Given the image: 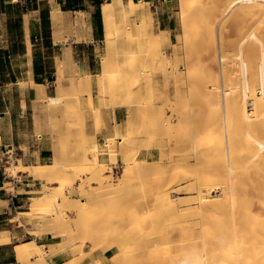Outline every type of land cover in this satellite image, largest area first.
I'll return each mask as SVG.
<instances>
[{"label": "rangeland", "instance_id": "1", "mask_svg": "<svg viewBox=\"0 0 264 264\" xmlns=\"http://www.w3.org/2000/svg\"><path fill=\"white\" fill-rule=\"evenodd\" d=\"M150 1L154 2L153 7L150 9L145 6L146 8L144 7V10L141 9L137 14L133 15L130 18V25L128 26V28H125L121 31V34L119 35L120 37L118 36L119 39L117 38L116 42L111 47L109 45L107 46L106 44V33L103 40L95 42V44L93 45L90 43L91 46H89L87 43V31L90 28V14L88 11L92 9L95 10L96 8L92 7L89 1H86V10H84L85 12H66V21L60 29L61 37L59 40H57L59 44L56 50L50 51L48 48H45L47 43L42 44L38 43L37 41L31 42L32 53L34 51L35 55L38 56L36 57L37 62L44 60L42 58L43 55L47 57L45 59V63L47 65L48 72L42 75H33L34 79L39 82L40 85L36 83L34 84L30 80V77L27 73L26 53L21 56L17 55L16 58L12 60L11 64L9 60L10 58L6 59V56L4 55V49L0 48V101L3 103L7 101L10 106L9 110L14 117L16 134L19 138H21L22 141L27 142L30 140L31 143L34 141V138L42 137V140H44L42 142V145L51 147L50 158L46 159L43 162H53V153L57 148L58 151L63 153L65 159V163L62 167V171L64 173L61 174L62 176H64L66 172L69 176L67 180L65 179L61 181L60 179H58L52 182V180L48 178H34V176L29 174L27 171H17L16 174L10 175V173L12 172L7 171V167L12 166V168H14L15 164L25 165L26 163L21 156V149L14 147L9 152V154L4 155V159L2 161L3 166L2 169H0V173L3 174L2 171L6 170V173L4 174H8L9 177H1L4 178L5 184H3L4 187L0 189V203L4 204V206L0 209V231L5 232L9 236L8 240L5 243L0 244V264H2L6 256H10V254H13L15 252V262L13 264H20L17 246L30 245L33 239H35L37 243L42 244V241L44 240L42 236L43 234H46L48 232L52 233V240L56 241L55 244L43 245L45 248L49 249L45 257L48 262H50L49 264L56 263L54 261V256L57 254H62L64 257H66L65 262H68L64 264H72V262L74 264H80L83 261H93L95 258V262L100 263L101 261L98 258V255H100L103 250L107 249L106 245L110 243V241L108 242V240H111V237H114L117 234V237L128 236L127 239L129 240V244L132 241V245L130 244L129 246L131 247L130 249H132L130 250L132 259L130 258L131 261H129V259L125 260L124 262L122 261L121 264H168L162 260L156 261L152 259L153 257H151L149 253L146 252L148 251L146 242L149 238L145 239L146 237L143 236V238L142 235L140 236L138 234V229H135L134 223H132V225H130L128 229L127 227H124L122 225L127 222L125 221L126 218L128 216L130 217V213L135 206L134 203H136L137 200H140V198L144 195H146L145 199L147 204L145 203L146 205L144 204V207H142V210H140V219L150 220L151 218H153L155 212L152 207L153 199L151 200V198H153L154 196L153 193L157 188L156 186H159L166 182L165 177L167 176L169 170V172L172 173L173 177L177 172L180 173L190 165H195L196 162L194 161V159H192V162L190 160L189 162L187 161L188 158H190L189 156H191V150L188 144H182V142L187 139L186 137H188L185 134L189 133V135H191L192 132H194L192 134H195L196 132L201 134L208 132V126L214 124V134L217 138H220L222 140L228 134L229 126L235 124V120L232 119L230 114H228L227 118L225 111L226 103H224L225 97L222 92L225 88H229L231 89V93L228 95L230 97H238V95L242 93V89H244V85L242 84L244 80L241 79L244 77V73H247L249 81H251L252 83L254 82L251 80V77L252 75L256 76L259 72V66H253L254 68H257L255 70L251 66L252 62L254 64V60L256 61V59L259 58L254 56H264V54H261L259 50V48H261L262 50L264 49V42L261 41L264 40V16L261 18L258 11H252V8H249L247 4L244 5L245 3L242 4L241 2H239L238 4L232 6L230 5L231 0H201L203 3H205V9L208 7V11L202 10L204 9L203 7L199 10L197 15L201 14L199 17H203V19H205L206 24L208 23L210 27V32H208L209 28L207 27V31L201 30L202 32H198L202 33L203 36L201 34H196V36V28L195 30L191 28V31L187 29L188 31L186 32L184 30V28L186 29V27H183L184 21L186 22V20L189 19L186 15V8L183 7L185 0ZM58 2L59 0H42L41 6L49 7L51 4L54 8L55 6H59ZM260 2V0L258 2L256 1L257 5L264 6V2ZM19 9L20 8L12 9V16H17L19 13ZM252 13L254 14V16ZM116 14L118 24L123 27L122 24L124 22V17H120L118 13ZM202 14L204 15L202 16ZM150 17L151 20L149 21L148 19H150ZM142 20H145L144 23L147 25H144V23L141 24V22H139ZM193 20L195 21L196 18H194ZM253 21L254 23H259L258 31L260 32H258V36H260V38L259 40L257 39L258 41L256 42L259 45L261 44L263 46L258 47L257 55L251 54L250 56L247 49H252V45H249L250 39L248 38L247 40V36L249 33L247 31H250V27L251 24H253ZM165 26H167L168 28H164L167 32L166 35H164L165 33H163L161 30L162 27ZM260 26L262 27V29ZM170 27L172 28V31L169 30ZM188 28L190 29V25L188 26ZM214 29L216 31H214ZM193 31H195V33ZM160 32L163 34H161ZM261 32L263 33V35ZM192 33L195 37L192 35ZM259 33L262 36L259 35ZM155 34H157L158 36H155ZM170 35L172 36V39H170ZM213 35L214 37H211ZM164 36H167V41L162 45V56L160 53V56L155 55L156 58L152 59L151 52L154 51V48L151 39H153L154 41L157 39H162L164 38ZM184 36L187 39L184 38ZM199 36L201 37V40L198 39ZM211 38L213 39V41L210 40ZM148 39L150 40L147 41ZM72 40H83L84 43L79 44L81 46H74V48H72ZM17 41H14L13 47L10 48H12L14 52L18 49H21V52L24 50L27 51V49H24V47L22 48L20 39L19 43H17ZM186 41L188 42V45L185 44L187 43ZM214 41L216 43H214ZM211 42H213L214 44ZM6 44H8L6 28L0 26V46ZM189 46H193V49ZM146 48L149 49L147 50ZM215 49L216 54L214 52ZM241 49H243V53L245 52V54H243V57H240L238 55ZM80 50L84 51L85 56H88L90 53H92L93 57L98 58V73L103 74V81H100L99 75H97L99 83L97 97L100 100L101 107L96 109L91 108L92 114L95 118V132L91 130L90 124L88 122L87 109L89 107V103L88 98L85 97L86 93H88V96H90V101L93 102V93H91V87L87 88L85 84L82 85L83 87L81 86L82 88L74 87L72 84L73 81L77 79L76 76L78 74L85 72L80 63H78L80 56H78L77 54ZM110 52H112V58L109 61V66V64L104 63V57L106 56V53ZM233 52L235 55L233 54ZM73 53L76 54V58L73 57V59L70 60L69 58L73 56ZM81 54L83 56V52ZM148 54H151V56H149ZM164 55L169 60L165 59ZM223 58L227 61H225ZM163 59L165 60V62L168 60V69L170 67L172 68H170L169 70L166 68L165 74L157 67V65H159L158 62L160 63ZM244 59L248 62H245L246 71L245 69L242 71L244 64L242 61ZM260 59L261 57L259 58V60ZM143 63L146 64V66H144ZM141 65L143 66V68ZM12 66L15 69V72H13ZM247 68H249L248 70L249 72H251V74L253 71L252 75L247 72ZM60 71L63 74H60ZM144 72H146L145 75ZM255 73L256 75H254ZM256 77L259 78V76ZM144 79L146 80V82ZM150 84L152 85V87L150 86ZM205 84L207 85V87H205ZM134 85H138V89L136 90L138 92L136 96L130 97ZM40 91H44L46 93V96L42 98L39 97ZM210 91H213L212 93L215 95L213 96ZM206 92H209L208 94H211V97L213 98H211ZM125 93H127V95ZM47 95L57 96L58 98H60V102H49ZM210 99L215 100L211 101ZM126 100L131 102L130 106H128L129 112L126 120H124L123 122L115 121L113 126L114 131L107 134L105 138L98 139L97 132L105 126V123L102 121L101 117V109L103 107L114 108L120 104L124 105L126 104V102L128 103V101ZM210 101L211 104H209ZM156 103L158 104L154 105ZM150 105L153 108L151 109L156 111L151 112L152 110H150ZM147 107L149 109H147ZM223 107L225 108V110ZM165 108L167 109V111ZM176 110L179 113L178 115H176ZM147 111H150V113ZM182 112L187 113L186 118L184 115H182ZM157 114L158 116H156ZM180 116H183V118H181ZM224 116L226 118H224ZM133 118L136 120L134 121ZM179 118H181L180 121H178ZM132 119L133 121H131ZM169 119L170 122L167 123ZM218 119L222 123L220 121L218 122ZM152 120H156V122H151ZM225 121H228L230 125ZM157 123H159L160 126L158 133L162 136L165 135L164 140L166 145L164 144V147L167 149L163 148V151H161L160 148L154 146V144H156L157 142V140H155L157 136V133L155 131ZM161 126L164 128H162ZM5 127L6 124L4 123L3 130H5ZM173 129H175V131ZM144 130L147 133H145ZM109 136L122 137L121 140L119 138H116L115 140L117 145V149L115 148L116 152L113 150H109V147H106L105 145L106 138ZM170 136L172 137L170 138ZM180 136H183L181 138L182 141L180 140ZM166 137L170 138L171 140ZM170 147H172V149H170ZM27 149L28 146H24V150ZM147 149L148 151H154V155H146L145 152ZM164 150L166 153L162 155L161 153H163ZM111 151L115 152L116 154L113 152L111 153ZM95 152H97L100 161L96 167L94 163L92 165H88L89 163H92L91 160L92 157L95 156ZM160 154L162 156H160ZM85 155L88 156V159L84 163L82 157H85ZM163 156L164 159H169L171 156L175 158V164L172 166L174 168L170 166L172 164H163L158 166V170L154 171V168H152V170L149 169L147 172L146 170H143L144 172H140L134 165L136 162H145L147 164H151V162L156 163L162 160ZM125 158H130L131 160H125ZM181 160L183 162H186H184L183 164ZM178 161H180L183 166L179 164ZM38 163H40V161L36 163H32L30 161V164L27 166H35L33 164ZM125 163H128L130 169H132V172L134 173L132 176H127L128 174H126L125 172ZM103 166L105 168V174H101L100 177L97 175H91L90 171H101ZM110 169L112 171H110ZM137 173L140 176L136 175ZM134 175L138 176L139 178L135 176V179ZM107 179H109L108 182ZM28 181L32 182L33 184L28 185L26 188L32 189V191L24 193L23 196L15 197L14 194H16L18 190L21 189L24 191L26 189H24V187L22 186L25 185L24 182ZM63 181L67 182V192L71 199L70 204H76V211L70 208V206H66L65 208H63L64 213H66L68 218H70L72 224L68 223L66 224V226L64 223L60 224V226L59 224H57V213L62 212L61 209L52 210L50 214H43L39 211H36L34 214H23L20 215V219L23 223H19V220L16 218V215H18V211L30 209L31 203L35 199L34 197L43 196V194H45L44 189L47 185L51 184L56 188L62 186ZM83 182L85 183L84 187H82L81 184ZM187 182L188 181L186 180V178L180 180L175 189L177 190L178 188L179 191L174 190L172 192V199L175 202H178V204H182V202L186 201L185 203H187V205L182 204V207H188L190 205L195 206L197 205V203L194 202H196L197 199L200 198L198 190L194 192L193 189L189 190L186 187ZM184 185L185 188H182V186L184 187ZM181 199H183V201H180ZM87 207L90 210H87L89 214L86 212ZM90 208H94L93 211ZM78 210L81 212H84L85 210L87 214L83 216V214ZM253 210L254 212L258 211L261 216L264 215V208L256 201ZM112 222L113 224H111ZM115 222L117 223L115 224ZM106 224L107 226H109L106 227ZM87 226L89 229L87 228ZM90 227L93 229H91ZM103 227L107 229H104ZM109 227L111 228L108 229ZM124 232L126 233V235ZM132 233L135 234L132 235ZM95 237L98 241L94 240ZM176 237H179L177 233ZM92 240L95 241V244L91 243ZM15 243L18 244H16L15 248H13ZM148 243L147 245H149ZM167 245L168 244H164V248L167 247ZM143 246H145V248ZM144 250L146 251L143 256ZM116 251H120V247L118 245L113 246L111 253H115ZM174 251L175 250L173 249V252ZM180 252L182 254L181 250ZM146 255L149 256L150 260ZM161 257L162 255L159 258ZM181 257L182 256H180V258ZM32 259L34 260V258ZM171 262H169V264ZM177 262L178 261H176V263ZM180 262L181 260H179L178 263ZM106 264H114V261L109 258ZM173 264H175V260Z\"/></svg>", "mask_w": 264, "mask_h": 264}, {"label": "bare ground", "instance_id": "2", "mask_svg": "<svg viewBox=\"0 0 264 264\" xmlns=\"http://www.w3.org/2000/svg\"><path fill=\"white\" fill-rule=\"evenodd\" d=\"M256 1L258 2L259 0H231L230 5L234 6V5L238 4L239 2H241L242 4L245 3L244 5L247 4V6L249 8H252V11H258L261 18H262L264 16V6H258ZM260 1H261L260 3L264 2V0H260ZM204 4L205 3H203L201 0H185L184 1L183 7L186 8V15L189 18L188 20L185 19L186 22L184 21L183 27H186V29L184 28V30L186 32L188 30L191 31V28H193L194 30L196 28V30H197L196 33H195V31H193L195 33V35L196 34L202 35V33H198V32H202L203 30L207 31L208 28H209L208 32H210V27H209L208 23L206 24L205 19H203V17H199L201 14L197 15L199 10L204 7ZM153 5H154L153 1H145V0H127V1H125V0H109V1L103 2L101 5V10H102L103 23H104V26L106 29L105 41L107 42L106 43L107 46L108 45L110 47L113 46V44L116 42L118 36L121 34V31L125 28L127 29L128 26L130 25V18L133 15L137 14L138 11H140L141 9L144 10L145 6H147L148 8L151 9L153 7ZM202 10L208 11V7L206 9L204 7V9H202ZM247 10H249V9H247ZM145 11H146V9H145ZM202 12H204V11H202ZM116 13H118V15L120 17H124V22L122 24L124 28L118 24V21L116 19V16H117ZM203 15L204 14H202V16ZM257 15H258V13H257ZM62 16H63V11L60 8H58L54 12V15H53V20H54L53 22L55 25H59L62 22V20H63ZM187 16H185V17H187ZM253 16H254V14H253ZM194 18H196L195 21L193 20ZM119 19H121V18H119ZM148 20L150 21L151 17ZM139 22H141V24H142L145 22V20H142ZM148 22H146V23H148ZM144 25H147V24L144 23ZM189 25H190V29L188 28ZM217 26H218V24H217ZM258 27H259V23L257 24V22L254 23V21H253V24H251V27H250V31H247V32H249L248 36H247V40L249 38L250 39L249 45H252V47H251L252 49L246 48L248 50V53L250 56H251V54L257 55L258 54V52H257L258 47L259 46L261 47L264 45L263 43H262L263 45H261V44L259 45L256 42L260 38V36H258V32H260V31H258ZM243 28H245V27H243ZM261 29H262V27H261ZM214 31H216V30L214 29ZM162 32L165 33L164 35L167 34L166 29H162ZM163 33H161V34H163ZM147 34H148V32H147ZM156 35L157 34H155V36ZM192 35L194 36L193 33H192ZM259 35H261V34L259 33ZM262 35H263V33H262ZM200 36L198 39L201 38ZM125 37H127V36H125ZM194 37H192V38H194ZM211 37H214V35ZM220 37H222V36H220ZM184 38H186V37L184 36ZM149 40L150 39H148L147 41H149ZM151 40L153 42V48L155 51V52L154 51L151 52L152 53V59H155L156 58L155 55L160 56V53H161V56H162V45L167 41V36L166 37L164 36V38H162V39H157L154 41H153V39H151ZM210 40L213 41L212 38ZM221 40H223V39H221ZM189 41H191V40H189ZM261 41L264 42V40H261ZM180 42H182V41H180ZM211 43H213V42H211ZM214 43H216V42L214 41ZM185 44L188 45V42ZM243 44H244V42H243ZM145 45H148V44H145ZM241 45H242V41H241ZM190 46H191V44H190ZM192 47H190V48H192ZM197 47H198V44H197ZM146 49L148 50L149 48H146ZM259 50H260L261 54H264V49L262 50L261 48H259ZM214 52L216 54V49ZM132 53H133V51H132ZM148 53H150V52H148ZM233 54H234V52H233ZM243 54H245V52L243 53V49H241V51L239 52L238 55L240 57H243ZM148 55L151 56V54H148ZM165 55H166V53H165ZM231 56H232V54H231ZM246 56H247V53H246ZM215 57H217V56H215ZM254 57H257V58L261 57L260 60H259V58L256 59V61L254 60V64L252 62V65H251L254 70L257 68H254L253 66H257V67L259 66L258 74L257 75H256V73L254 74L256 76H259V78L256 76H253L252 75L253 71L251 74V72H249V70H248L249 68H247V72L252 75L251 80L254 81L253 83L251 81H249L247 73H244V77H243L244 79L241 78L242 80H244L243 83L241 81V83L244 85V89H242V93H240L238 95V97H235L232 95H231L232 97H230L228 94L231 93V89H229V88H225L224 91L222 92L224 94V97H225L224 103H226L225 104L226 110L224 107L223 108L226 111L227 118H228V114H230L232 119L235 120V124H232V126L228 123V121H225L230 125V126L228 125L229 126L228 134L222 140L220 138H217L216 135L214 134V131H213L215 129L214 124L213 125L211 124L210 126H208V128H207L209 130L208 132H205L202 134L196 132L195 134H192L194 132L191 131L192 132L191 135H189V133L185 134L188 137L191 136L188 138L184 135L187 139L184 140V138H183L184 142H182V144H184V143L188 144V146L190 147V150H191V152H190L191 156H189L190 158H188L187 161L189 162V160H190L192 162V159H194V161L196 162L195 165H190V166L188 165L189 167H187L184 171H182L180 173L177 172L176 174H174L173 177H172V173H170L169 172L170 170H169L167 173V176L165 177L166 182H164V184L156 186L157 187V188L155 187L156 189L154 188L155 189V191L153 193L154 196H153V198H151V200L153 199L152 207H153V210L155 212L154 213L155 215L150 220H147V219L141 220L140 219V210H142V207H144V204L146 203V199H145L146 195H144L145 197L142 196L140 198V200H137L136 203H134L135 206L130 213V217L128 216L126 218L125 221H127V222L122 226L127 227V229H128L130 227V225H132V223H134L135 229H138V232H139L138 234L140 236L142 235V237L143 236L146 237L145 239L149 238L148 241L146 242V246H148V251L144 250L143 256H144L145 251H146L147 253H149V255L151 257H153L152 259H154L156 261L162 260L168 264L171 261L174 263V260H175V264H264V215L261 216L258 213V211L254 212V210H253L255 201L264 208V58H263L264 56H254ZM111 58H112V52L106 53V56L104 57V63L109 64L110 63L109 61L111 60ZM147 58H148V56H147ZM165 59H168V58L165 56ZM168 60L166 62L164 59L161 60L160 63L158 62L159 65H157V63H156L158 69L160 71L164 72V74H165L166 68L168 69V66H169ZM225 61H227V60H225ZM149 62H151V61H149ZM155 62H156V60H155ZM228 62H229V59H228ZM242 62L244 63L243 69H242V71H243L246 68L245 62H247V60L244 59ZM146 63H147V61H146ZM223 64H224V62H223ZM109 66H110V64H109ZM144 66H146V64H144ZM31 67L32 66H30V69H31ZM142 68H143V66H142ZM245 71H246V69H245ZM256 71H258V70H256ZM256 71H254V72H256ZM141 73H143V72H141ZM145 73L146 72H144V75H145ZM259 73H260V75H259ZM60 74H63V73L60 71ZM88 76L89 75H87L86 77H88ZM102 77H103V74L100 73L99 74L100 81H103ZM228 77H229V75H228ZM234 77H235V75H234ZM76 78L77 79L74 80L72 83L74 87H81L83 84H85V79H84V77H82V75L78 74L76 76ZM145 82H146V80H145ZM33 83L35 84L34 81H33ZM137 86L138 85L133 86L130 97L137 95V92H138V91H136L138 89ZM146 86H148V85H146ZM150 86L152 87L151 84H150ZM240 86H242V85H240ZM88 87H90V85H88ZM205 87H207V85ZM229 87H230V85H229ZM211 89H214V88H211ZM89 90H90V88H89ZM126 91H128V90H126ZM194 92H196V91H194ZM210 92L212 93L213 91H210ZM127 93H125V94L127 95ZM206 93L208 94L209 92H206ZM45 94L46 93L44 91H40L39 97H41V98L45 97L46 96ZM207 94H206V96H207ZM212 95L214 96L215 94L212 93ZM209 96L211 97V94ZM47 98H48L49 102H51V103L60 102V98H58L56 96H48L47 95ZM211 98H213V97H211ZM212 100H215V99H212ZM126 101H128V100H126ZM211 101L209 104H211ZM130 103H131L130 101H128V103L126 102V104H124V106L125 105L130 106ZM157 104L158 103H156L154 105H157ZM164 104H166V103H164ZM167 106H168V104H167ZM176 106H178V105H176ZM151 108H152V106L150 105V110L153 109V108L152 109ZM147 109H149V108L147 107ZM182 109H184V108H182ZM153 111H156V110H152L151 112H153ZM157 111H158V109H157ZM166 111H167V109H166ZM147 112L150 113V111H147ZM159 112H160V110H159ZM183 112H185V111H183ZM174 113H175V110H174ZM176 113H177L176 115L179 114L177 110H176ZM158 114H160V113H158ZM158 114L156 116H158ZM186 114L187 113H183L182 115H184L186 118V116H187ZM159 117H161V116H159ZM221 117H222V115H221ZM130 118H131V116H130ZM181 118H183V116ZM181 118H179L178 121H180ZM219 118H220V115H219ZM224 118H226V117L224 116ZM133 119L131 121H133ZM222 119H223V117H222ZM135 120L136 119H134V121ZM153 121L156 122V120H152L151 122H153ZM219 121L220 120L218 119V122ZM223 121H224V119H223ZM168 122H170V119L167 121V123ZM176 123H178V122H176ZM156 127H155V131L157 133V136H156L155 140H157V142L155 141L156 144H154V146L160 148V150L163 151L162 150L163 148L167 149L164 147L166 145L165 140H164L165 135L162 136L161 134L158 133L159 128H160L159 123H157ZM162 128H164V127H162ZM173 128H174V126H173ZM131 129H133V128H131ZM161 130H163V129H161ZM173 130L175 131V129H173ZM170 131H171V129H170ZM144 132H145V130H144ZM145 133H147V132H145ZM152 135H153V133H152ZM166 135H168V134H166ZM168 137H166V138H168ZM171 137L172 136H170V138ZM182 137L183 136H180V140ZM116 138H119L121 140L122 137L109 136L106 138L105 145H106V147H109V150L115 151V148L117 146L116 142H115ZM127 138H128V135H127ZM170 138H168V139H170ZM186 144H184V145H186ZM170 149H172V147H170ZM113 151H111V153ZM97 152H95V156L92 157V160H91L92 163H89L88 165H92L94 163V165L96 167L99 164L100 161H99V157L97 155ZM115 152H113V153H115ZM164 153H166L165 150L161 154L163 155ZM170 153H172V152H170ZM161 154H160V156H162ZM83 155H84V153H83ZM164 156H163V159L160 160L159 162H156V163L151 162V164L149 163L150 165L145 163V162H143V163L138 162L137 163L133 159L136 162L134 165L138 169V171H140V172H144L145 170L147 172L149 169L152 170V168H154V171L158 170V166L163 165V164H167V165L172 164V165H170L172 167L175 164V158L173 156H171L169 159H166V158L164 159ZM52 158H53V162L46 163V164H37L35 166L15 164L14 168H12V166L7 167V171L12 172V173H10V175L16 174L17 171H24V172L27 171L29 174L33 175L34 178L35 177L36 178H45V179L48 178V179L52 180V182H54L58 179H60L61 181L65 180V179L67 180V178L69 177L68 174L65 172V175H64L65 177L62 176V174H61V173H64L62 171L63 170L62 167L65 163L63 153L58 151L56 148ZM130 158L129 159L125 158V160L130 161L132 159V158L131 159ZM87 159H88L87 155H85V157L84 156L82 157V160L84 161V163L86 162ZM181 162H183V161L181 160ZM184 162H186V161H184ZM184 162H183V164H184ZM176 163H177V160H176ZM178 163L181 164L180 161H178ZM183 164H181V165L183 166ZM182 166H180V167H182ZM180 167H178V168H180ZM16 168H18V169H16ZM172 168H174V167H172ZM172 170H174V169H172ZM177 170H179V169H177ZM110 171H112V170L110 169ZM125 172H126V174H128L127 176H129V175L132 176L134 174L132 172V169H130V166L128 165V163H125ZM200 172H201V174H200ZM90 173L92 176L97 175L100 177L101 174L102 175L105 174V168L103 166L101 171L100 170L99 171L93 170V171H90ZM135 173H136V171H135ZM170 174H171L172 179L170 178ZM136 175H139V174L137 173ZM136 175H134V177ZM108 176H112V175H108ZM221 176H223V177H221ZM105 177H106V175H105ZM136 177H138V176H136ZM136 177H135V179H136ZM184 178H186V180L188 181L186 184V187L189 190L193 189L194 192L197 190L199 191V197L200 198L197 199L196 202L193 201L194 203H197V205H195V206L190 205L188 207H182L185 204L187 205V203H185L186 201L182 202V204H183L182 205L181 203L178 204V202H175L172 199V196H173L172 192L176 189L179 181L184 179ZM108 180L109 179H107V182H108ZM66 183L67 182L63 181L62 186H59L56 188L51 184L47 185L44 189L45 194H43V196L34 197L35 199L31 203L30 209L20 210L18 212V215H16L17 216L16 218L19 220V223L20 224L23 223L22 220L20 219V215L28 214V213L34 214L36 211H39L43 214H47V213L50 214V212H52V210H57V209H61V211L63 212V213L62 212L57 213V218H56L57 224H59V226H60V224L64 223L66 226V224L71 223L70 218H68L66 213H64L63 208H65L66 206L67 207L70 206V208H72L74 211H76V209H75L76 204L75 203L72 205L70 204L71 199H70L69 194L67 192ZM109 183H110V181H109ZM81 184H82V187H84L85 183L83 182ZM180 185H182V184H180ZM182 188H185V185H184V187L182 186ZM177 190L179 191L178 188H177ZM177 190H175V191H177ZM183 191H185V190H183ZM174 195H175V193H174ZM150 197H152V196H150ZM180 201H183V199H181ZM189 202H190V200H189ZM83 205H84V202H83ZM3 206H4V204L0 203V209ZM87 208H86V212H87V210L90 211L89 208L88 209ZM93 209L94 208H92L91 210L93 211ZM78 211H77V213H78ZM79 212H81V211H79ZM86 212L84 210V212H81V213L83 214V216L86 215L87 213L89 214V212H87V213ZM147 216H149V215H147ZM112 219H114V218H112ZM83 221H85V220H83ZM113 222L111 224H113ZM116 223L117 222H115V224ZM100 224H103V223H100ZM96 225H98V224H96ZM108 226L106 224V227H108ZM111 227H109L108 229H110ZM87 228H88V226H87ZM91 229H93V228H91ZM104 229H107V228H104ZM81 230H83V229H81ZM103 232H101V233H103ZM176 233H177V235H179L178 238L176 237ZM134 234L132 233V235H134ZM136 234H137V232H136ZM117 235H115L114 237L113 236L111 237V235H110V237L112 239L108 240V242L110 241V243L109 244L107 243L108 245H106L107 248H111L115 245H118L120 247V251H116L115 253H113V255L110 257V259L112 261H114V264H121L122 261L124 262L125 260H128V259H129V261H131L132 256H131L130 250H132V249H130L131 247H129V246H130V244L132 245V241L130 240L131 243L129 244V240L127 239L128 236L117 237ZM125 235H126V233H125ZM8 236H9L8 234L1 231L0 232V244L5 243L8 240ZM93 237H92V239H93ZM99 237H102V236H99ZM100 239H102V238H100ZM138 239H140V238H138ZM94 240H96V237L94 238ZM94 240H92L91 243L95 244ZM83 241H84V239H83ZM96 241H98V240H96ZM134 241H133V243H134ZM147 243L149 245H147ZM82 244H84V243H82ZM164 244H168L167 247L164 248ZM67 246H68V244H67ZM143 247L145 248V246H143ZM92 248H93V246H92ZM173 249L175 250L174 252H173ZM17 250H18V258L20 260V264H49L50 263L45 258L49 249H47L43 245L37 243V241L35 239H33L31 241L30 245L17 246ZM180 250L182 251V254H181ZM155 254H156V256H155ZM161 255H162V257L159 258ZM146 256L150 260L149 256L148 255H146ZM180 256H182L181 257L182 259L180 258ZM32 258H34V260ZM178 259L181 260L180 263H178L179 262ZM176 261H178V262L176 263ZM71 262H72V260H71ZM72 264H74V263L72 262Z\"/></svg>", "mask_w": 264, "mask_h": 264}, {"label": "crops", "instance_id": "3", "mask_svg": "<svg viewBox=\"0 0 264 264\" xmlns=\"http://www.w3.org/2000/svg\"><path fill=\"white\" fill-rule=\"evenodd\" d=\"M41 1L42 0H0V26L6 28L7 36H8V44L1 45L0 48L4 49V55L6 56V59L10 58L9 60L11 64H12V60L16 58L17 55L21 56L24 53H26L27 73L29 72L28 75L32 83L34 81L36 84H40V83L34 79L33 75L36 74L42 75L48 72L47 65L45 63L46 62L45 59L47 57L43 55L42 58L44 60L37 62L36 57L38 56L35 55L34 51L32 53L31 42L37 41L38 43H42V44L47 43L45 48H48L50 51L56 50L59 44L57 40H59L61 37L60 29L62 28V26L66 21L65 13L68 11L85 12L84 10H86V9H63L59 2H58L59 6H55L54 8L51 4L49 7H43L41 6ZM145 1H150V0H145ZM90 4L92 5V7H95L94 4L92 3ZM14 8H20L17 16L14 15L12 16V9ZM58 8H60L63 11V16H62L63 20L59 25H55L53 22L54 21L53 14ZM94 11L95 10L93 9L88 11L90 14V28L87 31V36H88L87 43L89 46H91V44L92 45L95 44V42H99L100 40H103L106 33L103 19L101 24V22L98 19H96V17L94 16ZM43 12L44 14H46L45 18L42 17ZM164 28L168 29L167 26L162 27V29ZM169 30L172 31V28L170 27ZM19 39H20V43H22V48L24 47V49H27V51L24 50L21 52V49H18L17 51L14 52V50L10 48L13 47L14 41L18 40L17 43H19ZM170 39H172L171 35H170ZM71 43H72V48H74V46H81L79 44L84 42L83 40L80 41L72 40ZM82 52H83V56L81 54ZM77 55L80 56L78 63H80V65L85 71L84 73H80V75L84 77L85 85L87 87L88 85H90L91 93H93L92 103L90 101V96H88L89 95L88 93H86L85 97L88 98V103H89V107L87 109L88 122L90 124L91 130L95 132L96 131L95 118L92 114V109L101 107L100 100L97 97L98 95L97 92L99 90L97 75L100 74L98 73L99 69H97L98 58L93 57L92 53H90L88 56H85L84 51L82 50H80ZM73 57L76 58L75 53H73V56H71L69 59L72 60ZM29 65L32 66L31 69ZM12 70L13 72H15L13 66H12ZM86 74L89 76L86 77L87 76ZM56 79H57V71H56ZM48 96H54V95H48ZM126 106L127 105L124 106L123 104L122 105L120 104L114 108L103 107L101 109L102 110L101 117H102V121L105 123V126L102 127V129L97 132L98 139H103L107 134L112 133L114 131L113 126L115 121L123 122L124 120H126L128 116V106L127 107ZM9 107L10 106L7 101H5L4 103L0 101V112L2 111L4 112V114L0 113V169H2L3 166L2 161L4 159V155L9 154V152L14 147L21 149L22 151L21 156L25 160L26 163L25 165H29L30 161L32 163H36L40 161V163L38 164L48 163L43 161L50 158L51 147L42 145V142L44 141L42 140V137L34 138V141L32 143L30 142V140L27 142L22 141L21 138H19L15 132L14 117L11 114ZM4 123L6 124L5 130H3ZM24 146H28V149L24 150ZM145 153L148 156L154 155V151L152 150L148 151V149L146 150ZM33 165H37V164H33ZM2 172L3 174L0 173V189L4 187L3 186V184H5L4 178L9 177L8 174L7 175L4 174L6 173V170ZM24 184L25 185L22 187H24L25 189L28 185H32L33 183L28 181V182H24ZM29 191H32V189L26 188L24 191L20 189L14 195L15 197L23 196L24 193H27ZM42 237L44 238V240L42 241V244L40 243L41 245H47V244L51 245L56 243V241L52 240L53 235L50 232L43 234ZM16 244L18 243H15L13 248H15ZM112 249L113 247L107 248L103 250L100 255H98L99 256L98 258L101 261L100 263H96L95 262L96 258H95L93 261H88V262L83 261L80 264H106L107 260L113 255V253H111ZM15 253L10 254V256H6L2 264H13L15 262ZM65 260L66 257H64L62 254H57L54 256V261L56 263L53 264H64L68 262V261L65 262Z\"/></svg>", "mask_w": 264, "mask_h": 264}, {"label": "trees", "instance_id": "4", "mask_svg": "<svg viewBox=\"0 0 264 264\" xmlns=\"http://www.w3.org/2000/svg\"><path fill=\"white\" fill-rule=\"evenodd\" d=\"M86 1L95 5L94 16L98 19L102 24V11L101 5L106 0H59L61 7L63 9H85ZM46 14L42 13V17L45 18ZM4 52V50H3Z\"/></svg>", "mask_w": 264, "mask_h": 264}, {"label": "water", "instance_id": "5", "mask_svg": "<svg viewBox=\"0 0 264 264\" xmlns=\"http://www.w3.org/2000/svg\"><path fill=\"white\" fill-rule=\"evenodd\" d=\"M1 114H4V112L2 111V112H0Z\"/></svg>", "mask_w": 264, "mask_h": 264}]
</instances>
